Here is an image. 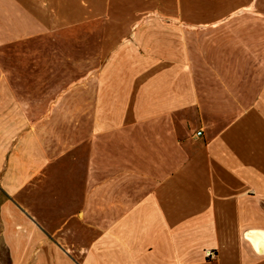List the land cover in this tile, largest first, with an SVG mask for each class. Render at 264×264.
<instances>
[{"label": "crops", "instance_id": "obj_1", "mask_svg": "<svg viewBox=\"0 0 264 264\" xmlns=\"http://www.w3.org/2000/svg\"><path fill=\"white\" fill-rule=\"evenodd\" d=\"M47 1L0 0V47L38 33ZM256 11V0H225L207 13L220 16L215 22L130 26L137 33L136 73L116 75V83L105 72L88 103L74 110L85 113L74 120L87 115V152L77 150L83 141L72 151H43L39 135L47 118L33 133L32 103L0 98V192L6 197L0 210L26 222L24 211L38 208L42 193L63 206L88 209L82 219L72 218V229L63 228L73 243L39 249L33 264H264V23L254 22ZM160 31L168 36L141 35ZM210 62L231 64L234 72L212 78L194 73V64ZM244 64L248 85L225 86L224 78L240 79ZM28 92L10 88L0 96ZM126 111L151 119L152 142L164 149L153 157L159 178L151 194L137 201L111 195L116 180L107 145L120 140L112 133V112ZM181 118L202 131L187 151H180L176 145L184 141L171 134ZM13 129L24 130L15 137ZM163 154L182 159L163 168ZM125 175H118L122 184ZM65 176L73 177L72 184H65ZM97 176H105L102 183Z\"/></svg>", "mask_w": 264, "mask_h": 264}, {"label": "rangeland", "instance_id": "obj_2", "mask_svg": "<svg viewBox=\"0 0 264 264\" xmlns=\"http://www.w3.org/2000/svg\"><path fill=\"white\" fill-rule=\"evenodd\" d=\"M47 4L46 15L38 16L41 20L38 33L23 42L0 47V90L26 88L29 92L26 96L2 95L0 98H26L28 104L32 103L33 133L38 132L36 127L42 118H47L48 127L40 129L42 134L38 135L43 138L39 141L43 151L48 149L56 155L58 152L72 151L79 141L83 142L77 144L78 151L89 150L87 115L84 121L74 120V115L81 114L82 119L85 115L74 110L78 109V105L88 103L90 92L98 89L101 80L105 79L104 73H112L110 82L116 83L118 80L113 78L136 73L138 47L134 43V35L137 33L131 31L130 26L137 23L168 26L215 22L220 16L207 13L220 9L225 0H48ZM256 9L257 20L254 22L264 23V0H256ZM144 34L168 36V32L164 31L141 33ZM193 66L194 73L204 72L209 78L217 73L223 76L227 72H234L231 64L210 62L203 67L201 64ZM239 67L240 79L224 78L225 86L238 83L248 85L249 65ZM112 119V133L114 138L120 139L107 145V150L114 157L111 162L116 180L111 191L113 200L137 201L147 198L154 188V180L159 178L154 173L153 157L156 155L158 158L161 156L158 153L164 150L161 145L152 142L154 123L151 119L140 117L135 111L112 112ZM185 122V118L178 119L171 129L172 135L184 141L176 145L180 151L190 150L199 130ZM23 130L13 129L14 136L18 137ZM164 131L167 134L168 129ZM121 138L123 143H120ZM12 141L15 144L18 138ZM33 147L36 151L38 146L33 143ZM120 152L124 153V159L118 157ZM163 156L166 158L161 160L163 168H174L175 163L180 162L176 158L182 159V156H175L170 164V156ZM50 160L51 163L53 160ZM117 173L126 174L123 184ZM104 178L97 176V183H102ZM160 178H164L163 175ZM63 180L69 185L73 177L65 176ZM52 195L50 193L49 197ZM47 196L42 193L38 201L40 206L24 211L25 220L28 219L26 222L32 219L29 224H20L24 218L13 217L8 209L1 207L0 264L37 263L39 249L73 243L71 235H65L63 228L72 229V218L82 219L88 209L63 206L59 199H49ZM4 198L0 192V204ZM10 220L13 224H10Z\"/></svg>", "mask_w": 264, "mask_h": 264}, {"label": "built area", "instance_id": "obj_3", "mask_svg": "<svg viewBox=\"0 0 264 264\" xmlns=\"http://www.w3.org/2000/svg\"><path fill=\"white\" fill-rule=\"evenodd\" d=\"M202 135V131H199L198 133H197V136H201Z\"/></svg>", "mask_w": 264, "mask_h": 264}]
</instances>
